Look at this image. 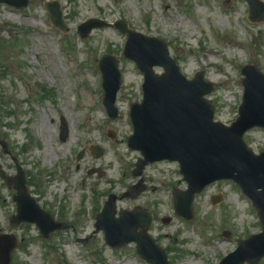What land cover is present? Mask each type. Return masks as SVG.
I'll list each match as a JSON object with an SVG mask.
<instances>
[{
	"label": "rangeland",
	"instance_id": "rangeland-1",
	"mask_svg": "<svg viewBox=\"0 0 264 264\" xmlns=\"http://www.w3.org/2000/svg\"><path fill=\"white\" fill-rule=\"evenodd\" d=\"M45 1L30 0L25 9L0 3V94L6 100L0 111V163L10 174L21 164L31 178V193L66 227L49 238L33 223L11 227L15 190L0 178V231L13 232L20 240L12 264H150L137 254L134 243L112 248L103 231L96 230L95 216L112 192L119 196L117 215L136 206L153 212L150 233L172 264H219L240 240L262 231L252 201L232 180L217 181L198 194L194 218L187 220L174 211L173 189L187 186L178 163L156 162L142 176L133 175L141 154L127 144L133 132L130 106L142 100L143 75L124 56L127 36L121 31L106 26L82 37L77 30L92 17L110 22L124 18L139 31L165 39L186 76L203 70L205 79L216 83L208 94L215 118L230 123L242 102L241 68L255 63L264 71V21L248 19V3L60 0L70 26L64 33L51 23ZM107 51L120 58L123 74L116 120L101 103L97 60ZM62 120L68 127L66 138L61 137ZM109 130L116 131L114 138L107 135ZM245 137L256 152L264 149V128H254ZM96 144L105 148L99 158L89 150ZM84 147L85 155L77 160ZM95 166L104 169L102 177L89 171ZM140 177L144 191L123 196ZM213 194L222 200L213 204ZM256 264H264V257Z\"/></svg>",
	"mask_w": 264,
	"mask_h": 264
},
{
	"label": "water",
	"instance_id": "water-1",
	"mask_svg": "<svg viewBox=\"0 0 264 264\" xmlns=\"http://www.w3.org/2000/svg\"><path fill=\"white\" fill-rule=\"evenodd\" d=\"M18 8H26L29 0H0ZM250 19L264 20V3L249 0ZM55 26L68 31L60 4L57 1L45 3ZM105 25L120 28L129 35L125 55L134 59L145 76L144 100L131 107L134 133L129 145L141 151L134 170L135 175L143 173L149 162L163 159L177 160L188 183L184 191H174L175 210L188 219L193 217L192 202L197 193L209 183L223 178L237 182L254 200L264 227V151L256 154L246 143L244 134L255 126L264 127V73L256 65H246L243 73L245 92L239 106L238 116L228 126L214 120V109L206 94L215 85L203 78L199 72L188 79L180 71L176 60L170 56L167 43L161 38L148 36L130 28L124 20L109 23L91 19L79 25L82 35L93 27ZM154 66H162L165 72L158 74ZM102 72L104 94L103 104L112 118L118 116L115 105L117 92L122 83L118 58L110 53L98 61ZM66 136L67 125L62 126ZM104 149L96 148L95 156ZM84 150L79 154V158ZM92 172H101L99 168ZM102 173H100L101 175ZM0 175L16 189L14 200L17 214L10 222L18 226L23 221L35 222L44 236L62 228V223L43 210L28 191L24 170L19 167L17 175L9 176L0 165ZM144 189L142 182L130 187L124 194L136 196ZM115 194H110L104 208L96 217V227L103 229L107 242L113 247L136 242L137 252L152 264H171L166 250L149 233L153 215L142 208L122 210L116 216ZM218 198H214V202ZM19 240L13 233L0 232V264H11L12 253ZM264 256V231L241 240L238 248L228 254L220 264H244L258 262Z\"/></svg>",
	"mask_w": 264,
	"mask_h": 264
},
{
	"label": "bare ground",
	"instance_id": "bare-ground-1",
	"mask_svg": "<svg viewBox=\"0 0 264 264\" xmlns=\"http://www.w3.org/2000/svg\"><path fill=\"white\" fill-rule=\"evenodd\" d=\"M45 128H46V126H45V125H43V126L41 127V129H42V130H44Z\"/></svg>",
	"mask_w": 264,
	"mask_h": 264
}]
</instances>
